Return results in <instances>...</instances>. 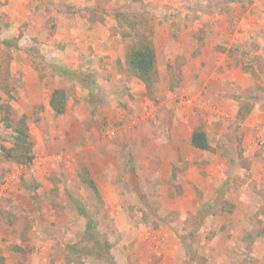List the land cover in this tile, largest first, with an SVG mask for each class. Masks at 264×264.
<instances>
[{
  "label": "rangeland",
  "instance_id": "374dc122",
  "mask_svg": "<svg viewBox=\"0 0 264 264\" xmlns=\"http://www.w3.org/2000/svg\"><path fill=\"white\" fill-rule=\"evenodd\" d=\"M0 264H264V0H0Z\"/></svg>",
  "mask_w": 264,
  "mask_h": 264
},
{
  "label": "trees",
  "instance_id": "16d2710c",
  "mask_svg": "<svg viewBox=\"0 0 264 264\" xmlns=\"http://www.w3.org/2000/svg\"><path fill=\"white\" fill-rule=\"evenodd\" d=\"M125 17V18H124ZM121 16L122 20L130 16ZM129 20V19H128ZM127 29H130L134 38L125 48V61L128 68L145 85L146 90L151 93L155 81H157L156 55L149 35L145 34L146 25L138 15H133L127 22ZM66 97L61 89H55L51 93L49 106L57 114L65 111ZM247 112V111H246ZM241 117H243L241 115ZM12 130V142L10 147H1L2 157L12 163L29 165L33 160V142L29 135L26 117H20L15 124L9 125ZM190 145L201 151H211L208 139L202 129H194L189 138ZM94 191V184L91 180H84Z\"/></svg>",
  "mask_w": 264,
  "mask_h": 264
},
{
  "label": "crops",
  "instance_id": "0c3cea01",
  "mask_svg": "<svg viewBox=\"0 0 264 264\" xmlns=\"http://www.w3.org/2000/svg\"><path fill=\"white\" fill-rule=\"evenodd\" d=\"M14 1V3H16V4H18V3H20V1L21 0H13ZM4 9V8H3ZM55 89H59V88H55ZM55 89H53V90H55ZM53 92V91H52ZM256 110H253L252 112H251V115H254V112H255ZM258 128V126H256V129ZM193 132V131H192ZM205 133V132H204Z\"/></svg>",
  "mask_w": 264,
  "mask_h": 264
}]
</instances>
